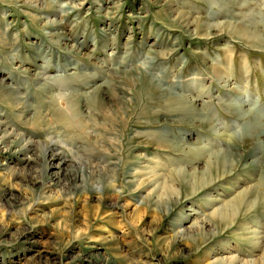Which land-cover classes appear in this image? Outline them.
I'll return each mask as SVG.
<instances>
[{
	"label": "rangeland",
	"instance_id": "374dc122",
	"mask_svg": "<svg viewBox=\"0 0 264 264\" xmlns=\"http://www.w3.org/2000/svg\"><path fill=\"white\" fill-rule=\"evenodd\" d=\"M1 77L17 93L0 85V119L44 153L23 166L0 143V264L261 260L264 192L232 226L213 212L264 176V0H0ZM207 140L233 162L191 194ZM55 149L76 170L49 186ZM136 161L169 172L175 193L159 196L162 172L134 173Z\"/></svg>",
	"mask_w": 264,
	"mask_h": 264
},
{
	"label": "bare ground",
	"instance_id": "6f19581e",
	"mask_svg": "<svg viewBox=\"0 0 264 264\" xmlns=\"http://www.w3.org/2000/svg\"><path fill=\"white\" fill-rule=\"evenodd\" d=\"M3 80H4L3 77H1L0 78V85H1V88L4 89L5 91H10L7 94L17 93V91H16V89H14V87H11V86L6 87L5 83H3ZM173 99H176V98H173ZM177 104L181 107H185L186 109H188V106L179 100L177 101ZM38 107L43 108L44 105L42 103H39ZM43 110H48V107L44 108ZM1 115L2 114L0 112V116ZM4 123L5 122H3L0 119V143L4 144V146H6L8 148H11L14 146L17 147L16 148L17 150H15V152H18V153L21 152V154L23 155V156H21V159H20L21 161H23L22 162L23 166H27L29 164V161H32V163L33 162L37 163V160L33 157L34 156L33 150H35V148H36V149H38L40 154L44 153V150H43L44 146L42 145V142H36L37 144H35L31 139H29V138L27 139L23 135H22V137L21 136L19 137V139L21 141L20 142L18 137H15V138L11 137V132L7 131L8 127H6ZM9 137H11V138H9ZM208 143H210L209 140H207L201 147L195 148L198 155H203V154L206 155V160L204 163V167L201 169V171L198 172L199 175L195 179V182H194L196 187H192L191 194H195L199 190H202L204 188L209 189L212 186H214V183L216 181H215V179L213 180L210 177V173H211L210 171H212L214 169L215 170H221V173L223 174L226 166L233 162L232 161L233 158L231 157V155H228V154L226 155V153L223 151V148L215 150V151L206 148V145ZM221 143H223V144L229 143V137L226 138L225 140H222ZM219 144L220 143H218L217 146ZM55 150H56V152L53 154V156L45 157V160H44L45 162L43 164V172L41 171L42 173H44L43 176L46 177L47 182H49V186L56 184L58 182V180H60L59 178H61L60 175L62 174V172L66 171V170H68V171L73 170L75 172V170H76L75 164L67 161L66 157L63 153H60L59 151H57V149H55ZM30 152H31V154L28 155V153H30ZM3 164H1V165H3ZM135 164H137V165L132 169L134 173L141 172L142 169H149L150 174L155 173L156 171L162 172V173L158 174V176L161 177V180L158 184V189H159V187L161 189L160 190L161 193L159 194V196L161 194L167 195L168 193H171V194L175 193L176 189L174 188V186L168 185L165 181V177H167L169 175L168 174L169 172L168 173L165 172V170L163 168L161 169V168L149 166V164L144 165V166H139L140 162H138V161H136ZM7 166H8V164H6V167ZM113 168H114V166L110 167L109 170L107 169V171H110V170L112 171ZM140 168H142V169H140ZM76 172H78V171H76ZM196 172H197L196 170H193L190 172V174L195 175ZM173 173H175L178 177L182 178V177H184V175H186L185 173H187V170L185 168L178 167L174 170ZM74 175H75V173H74ZM37 177H38V179H37ZM35 178L36 179H33V180L31 179L32 180L31 183H32L33 187H35L36 185H39V187H42V186L46 187L45 183L41 182V179H39L40 178L39 174H38V176H35ZM156 181H158V179ZM238 181H239L238 178H232V179H229L227 181V183L230 185H236L238 183ZM216 188L214 189L215 191H216ZM261 191L264 192V176L259 173V174H256L252 177L251 183L244 185L241 188V190L239 192L235 193V195L233 197H231L229 200H222L220 207H217V208L214 207L215 209L213 212V216L218 218L217 220H219V224H221L222 227L232 226L233 221L235 219V216L238 212L237 208H239V205L246 203L247 207L255 206L258 203V200L260 199V192ZM147 195H149V193ZM189 196H192V195H189ZM204 196H206V198L212 202H216V201L221 200L217 196L211 197L210 192L205 193ZM168 201H170V200L168 199ZM176 201H179L178 196L173 198V202H176ZM173 202H171V203H173ZM191 205H192V203L189 202V204L186 206V208H188V210H191V212H189L187 214L189 216L193 217V219L195 220V221L193 220L194 226H196L200 223L199 221H201L200 220L201 212L197 209L191 208L192 207ZM258 233H259V231H257V234ZM263 239H264V237H263ZM225 243H227V242H225ZM263 246H264V240H263ZM227 248L230 250L231 248H233V246H231V244H230ZM260 258H261V260H259V262H258L256 258H252L251 256H244L243 257V256H239L238 253L237 254L233 253L232 255L229 256V263L231 262V263H236V264L237 263L238 264H264V255H262V257H260Z\"/></svg>",
	"mask_w": 264,
	"mask_h": 264
}]
</instances>
